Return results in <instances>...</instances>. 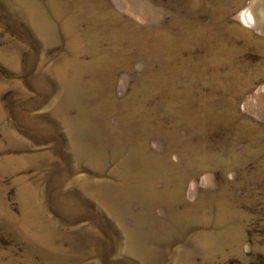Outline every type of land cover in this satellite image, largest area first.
Returning a JSON list of instances; mask_svg holds the SVG:
<instances>
[{
    "label": "rangeland",
    "instance_id": "rangeland-1",
    "mask_svg": "<svg viewBox=\"0 0 264 264\" xmlns=\"http://www.w3.org/2000/svg\"><path fill=\"white\" fill-rule=\"evenodd\" d=\"M0 264H264V0H0Z\"/></svg>",
    "mask_w": 264,
    "mask_h": 264
},
{
    "label": "bare ground",
    "instance_id": "bare-ground-1",
    "mask_svg": "<svg viewBox=\"0 0 264 264\" xmlns=\"http://www.w3.org/2000/svg\"><path fill=\"white\" fill-rule=\"evenodd\" d=\"M249 17H250V13H249Z\"/></svg>",
    "mask_w": 264,
    "mask_h": 264
}]
</instances>
